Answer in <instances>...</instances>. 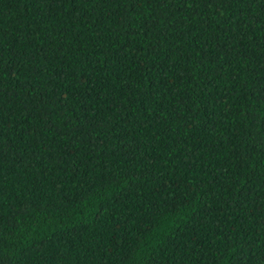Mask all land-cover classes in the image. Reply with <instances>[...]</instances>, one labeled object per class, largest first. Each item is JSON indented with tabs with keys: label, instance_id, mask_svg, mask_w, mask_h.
<instances>
[{
	"label": "trees",
	"instance_id": "trees-1",
	"mask_svg": "<svg viewBox=\"0 0 264 264\" xmlns=\"http://www.w3.org/2000/svg\"><path fill=\"white\" fill-rule=\"evenodd\" d=\"M0 264H264V0H0Z\"/></svg>",
	"mask_w": 264,
	"mask_h": 264
}]
</instances>
